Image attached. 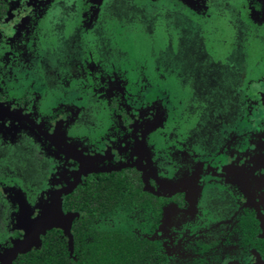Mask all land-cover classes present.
<instances>
[{"label": "flooded vegetation", "instance_id": "flooded-vegetation-1", "mask_svg": "<svg viewBox=\"0 0 264 264\" xmlns=\"http://www.w3.org/2000/svg\"><path fill=\"white\" fill-rule=\"evenodd\" d=\"M0 218V264H264V0H0Z\"/></svg>", "mask_w": 264, "mask_h": 264}, {"label": "rangeland", "instance_id": "rangeland-1", "mask_svg": "<svg viewBox=\"0 0 264 264\" xmlns=\"http://www.w3.org/2000/svg\"><path fill=\"white\" fill-rule=\"evenodd\" d=\"M128 6L130 5L131 7L126 9L123 13L124 15H128L130 16L129 14V11L130 10H134L137 12V10L139 9V5H138V2L137 1H130L129 4H127ZM235 7L236 5L233 4ZM144 7V6H143ZM127 8V6H126ZM236 8V7H235ZM170 8L167 4H164V7L163 8H160L158 10H155V11H147L145 8L142 10V13L139 14V10H138V15H141L140 18H139V22L142 21L143 23H145V21H150L151 18H152V21L155 20L156 23H157V27L156 28H153V26H150L149 25V32L151 34H149L148 37L144 38L145 39H142V40H138L137 39V36H136V32H135V26L134 28L133 27V24L135 22L132 21V18L131 19H125V23H126V20H127V25L128 27L131 29V35L128 36V38L126 37L123 41L124 42V45H123V49L122 51H124L126 53V55H130L133 60H135L137 62V64L140 66L141 64H144V63H147V61H149L151 59V54L154 53V54H159V57L161 55H167V51H166V47H167V42H166V38L167 36L165 35V31H164V27L165 25L167 24V22L170 23V20H169V12L171 11ZM141 10V9H140ZM173 12V11H172ZM151 21V22H152ZM238 24L240 25L241 23L238 21ZM152 29H153V32H152ZM221 29V36L222 37H225L226 34L225 33H222L224 32L223 31V28L220 27ZM223 34V35H222ZM132 36V37H131ZM181 38V36H180ZM145 41H147L146 45H144V49H141L139 47V43L141 44H144ZM181 42V43H185V39L181 38V39H176L175 36H173V40L172 42L175 43V42ZM214 46V45H212ZM164 48V49H163ZM214 47H209V50L213 49ZM169 49V47H168ZM170 51V50H169ZM177 52L179 53L180 55V58L183 59L182 61L185 62V64H192L191 62H196L197 61V58H196V52L195 50H192V49H187V50H184L183 46L181 45L179 47V49L177 50ZM153 55V54H152ZM169 58V57H168ZM88 68H94L96 66H94L92 63H88ZM247 68V66H246ZM132 76L133 78H136L139 76V73H138V70H135L133 73H132ZM184 99L182 98V101ZM187 102V100H185ZM188 104V103H187ZM31 154V153H30ZM1 220V218H0ZM1 228V226H0Z\"/></svg>", "mask_w": 264, "mask_h": 264}, {"label": "trees", "instance_id": "trees-1", "mask_svg": "<svg viewBox=\"0 0 264 264\" xmlns=\"http://www.w3.org/2000/svg\"><path fill=\"white\" fill-rule=\"evenodd\" d=\"M88 191H90V190H88ZM86 194H87V189H85L84 191H83V193H82V202H84V201H87L88 199L86 198ZM91 200H92V198H91ZM54 259V258H53Z\"/></svg>", "mask_w": 264, "mask_h": 264}]
</instances>
